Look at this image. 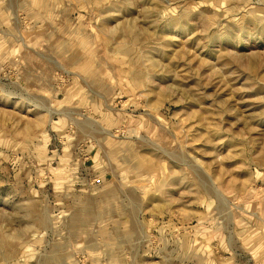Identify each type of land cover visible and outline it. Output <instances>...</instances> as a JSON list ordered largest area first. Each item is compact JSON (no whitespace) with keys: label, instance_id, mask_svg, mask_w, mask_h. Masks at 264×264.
Here are the masks:
<instances>
[{"label":"rangeland","instance_id":"374dc122","mask_svg":"<svg viewBox=\"0 0 264 264\" xmlns=\"http://www.w3.org/2000/svg\"><path fill=\"white\" fill-rule=\"evenodd\" d=\"M0 264H264V0H0Z\"/></svg>","mask_w":264,"mask_h":264}]
</instances>
